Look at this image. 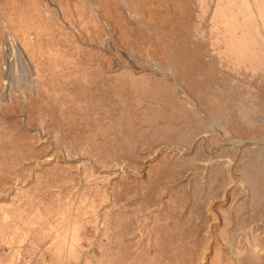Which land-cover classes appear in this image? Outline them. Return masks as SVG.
<instances>
[{
    "label": "rangeland",
    "instance_id": "374dc122",
    "mask_svg": "<svg viewBox=\"0 0 264 264\" xmlns=\"http://www.w3.org/2000/svg\"><path fill=\"white\" fill-rule=\"evenodd\" d=\"M0 264H264V0H0Z\"/></svg>",
    "mask_w": 264,
    "mask_h": 264
},
{
    "label": "bare ground",
    "instance_id": "6f19581e",
    "mask_svg": "<svg viewBox=\"0 0 264 264\" xmlns=\"http://www.w3.org/2000/svg\"><path fill=\"white\" fill-rule=\"evenodd\" d=\"M5 72L4 75L6 78L9 77V71L13 67V64L15 63L16 59L21 63V66L24 70L27 72V78L28 82L31 83V67L29 62L27 61V58L24 54V50L19 46H12L8 40L5 41ZM14 51L16 52V56L13 55ZM15 57V58H14ZM7 93V92H6Z\"/></svg>",
    "mask_w": 264,
    "mask_h": 264
},
{
    "label": "crops",
    "instance_id": "0c3cea01",
    "mask_svg": "<svg viewBox=\"0 0 264 264\" xmlns=\"http://www.w3.org/2000/svg\"><path fill=\"white\" fill-rule=\"evenodd\" d=\"M34 2L33 1H31V4H33Z\"/></svg>",
    "mask_w": 264,
    "mask_h": 264
}]
</instances>
